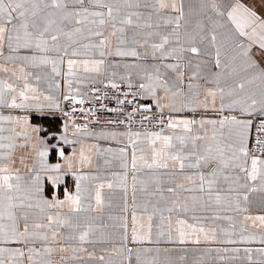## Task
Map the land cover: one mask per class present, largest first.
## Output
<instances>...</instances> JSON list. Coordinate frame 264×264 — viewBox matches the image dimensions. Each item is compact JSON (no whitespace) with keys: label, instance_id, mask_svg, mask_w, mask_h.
Wrapping results in <instances>:
<instances>
[{"label":"snow or ice","instance_id":"obj_1","mask_svg":"<svg viewBox=\"0 0 264 264\" xmlns=\"http://www.w3.org/2000/svg\"><path fill=\"white\" fill-rule=\"evenodd\" d=\"M0 264H264V0H0Z\"/></svg>","mask_w":264,"mask_h":264},{"label":"crops","instance_id":"obj_2","mask_svg":"<svg viewBox=\"0 0 264 264\" xmlns=\"http://www.w3.org/2000/svg\"><path fill=\"white\" fill-rule=\"evenodd\" d=\"M35 122L36 123H44L45 127L57 128V127H59L61 121L59 118H56V119L52 120L50 124L48 122H44V121H40V120H36ZM69 151H70V149H69Z\"/></svg>","mask_w":264,"mask_h":264}]
</instances>
